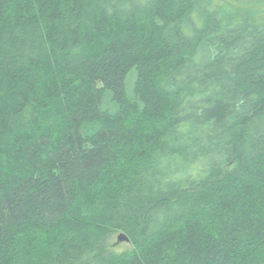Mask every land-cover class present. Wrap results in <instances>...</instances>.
Listing matches in <instances>:
<instances>
[{
  "label": "trees",
  "instance_id": "obj_1",
  "mask_svg": "<svg viewBox=\"0 0 264 264\" xmlns=\"http://www.w3.org/2000/svg\"><path fill=\"white\" fill-rule=\"evenodd\" d=\"M0 264H264L260 13L0 0Z\"/></svg>",
  "mask_w": 264,
  "mask_h": 264
},
{
  "label": "rangeland",
  "instance_id": "obj_2",
  "mask_svg": "<svg viewBox=\"0 0 264 264\" xmlns=\"http://www.w3.org/2000/svg\"><path fill=\"white\" fill-rule=\"evenodd\" d=\"M226 1L233 2L238 6H240L241 8H245L247 10L258 11V13H260V16L264 19V0H226ZM121 233L126 234L125 232L113 233L107 239L106 244L104 245V250L122 252L131 249L132 246L131 240L130 242L118 243V237Z\"/></svg>",
  "mask_w": 264,
  "mask_h": 264
},
{
  "label": "water",
  "instance_id": "obj_3",
  "mask_svg": "<svg viewBox=\"0 0 264 264\" xmlns=\"http://www.w3.org/2000/svg\"><path fill=\"white\" fill-rule=\"evenodd\" d=\"M121 242H130V239L126 234L121 233L118 237V243H121Z\"/></svg>",
  "mask_w": 264,
  "mask_h": 264
}]
</instances>
